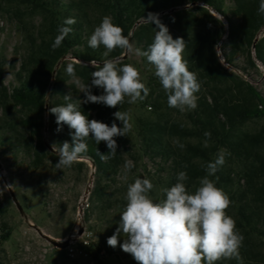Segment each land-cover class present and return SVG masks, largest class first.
I'll use <instances>...</instances> for the list:
<instances>
[{"label":"rangeland","instance_id":"rangeland-1","mask_svg":"<svg viewBox=\"0 0 264 264\" xmlns=\"http://www.w3.org/2000/svg\"><path fill=\"white\" fill-rule=\"evenodd\" d=\"M58 1L75 6L76 14L87 22L88 30L92 33L104 16L112 18L108 0ZM55 6L54 0H48L47 5L0 0V264H137L123 250L114 254L106 252L100 246L99 236L109 226H119L120 213L126 205L127 186L136 178H148L153 183L150 196L154 202L165 198L161 190L174 185L171 162L152 151L146 137L147 127L151 124L159 125L170 130L169 135L173 134V126L194 128L193 115L198 106L185 112L170 108L167 96L146 58L119 48L114 50L112 55L117 52H122V55L112 59H118L120 66H135L140 72L141 81L150 91L143 101L129 104L126 97L125 102L115 108L114 112L127 111L130 115L131 130L126 136L114 138L117 141V152L124 161L123 175L116 182L102 180L112 198V204L100 206L98 210L90 206L91 193L100 177L94 164L87 158H81L71 167L57 169L55 165L58 163V155L47 146L72 142V130L64 125L57 132L56 117L54 115L52 119L49 109L65 105L67 102L64 96L69 93L73 100H85V93L81 91L87 83H91V72L96 70L91 62H82L74 56V49L60 58L50 73L46 61H37L40 53L55 40L52 25L59 12ZM197 7H205L220 23L205 17V13L197 10ZM186 11L193 13L184 14L180 20L175 18L163 23L174 39L184 38L188 34L194 36L200 22H204L203 25L210 32L217 34L223 31L213 45L218 63L213 58L209 60V73L202 71L186 52L182 53L188 61L189 70L196 74L201 85L196 93L197 104L205 100L211 102L216 98L230 106L247 104L252 110L256 109L257 114L241 122L237 131L259 139L260 150L264 154V107L252 99L250 91L264 98V63L255 57V40L251 46L240 48L233 56L226 20L202 3L183 4L158 15L162 19L166 15ZM148 23L146 19L139 20L128 35L134 49L147 50L144 41L136 39L133 34L136 29L138 31ZM257 37L256 44L259 41L264 44V28L258 32ZM250 56L255 60L256 68L252 66ZM69 64L74 66V76L66 72ZM86 76L90 80L86 81ZM27 80L34 84H46V95L49 97H45L44 111L32 105L17 103L9 95ZM93 106V103H82L80 108L91 116L95 112L91 109ZM113 114L108 125L115 122L118 127H123ZM204 141L196 137H166V142L176 149L180 148L179 144L184 147L186 144L205 147ZM205 148L212 155L207 164L214 162L223 151L225 163L220 167L225 169L236 184L232 192L244 190L242 166L224 142L208 140V147ZM127 161L133 164L130 170L125 168ZM36 228L60 242L78 238L79 231L84 230L92 240L91 247L86 250L88 255H82L79 250L75 256H71L68 249L56 248L40 236ZM257 244L264 251V246L259 242ZM80 245L78 239L74 248Z\"/></svg>","mask_w":264,"mask_h":264},{"label":"clouds","instance_id":"clouds-1","mask_svg":"<svg viewBox=\"0 0 264 264\" xmlns=\"http://www.w3.org/2000/svg\"><path fill=\"white\" fill-rule=\"evenodd\" d=\"M258 14L264 15V0H260ZM145 19L155 24L158 30L154 29V39L147 50L143 51L133 48L129 36L123 34V29L114 24L110 16H104L94 28L88 46L92 49L103 46L105 51L102 53V66L95 60L91 61L96 69L91 72V85L103 89V94L93 95L90 86L86 85L81 91L85 93V100H73L69 93L64 96L67 102L65 105L49 109L56 117L57 132L64 125L72 130L71 144L64 141L62 145H52L53 151L58 155V163L55 165L57 169L71 167L81 159L88 151L86 141L89 138L97 145L101 142L106 144L109 150L107 154L96 150L101 161L114 158L117 154V141L114 138L126 136L131 130L129 112L119 110L113 114L123 127H118L115 122L109 126L96 119L89 120L80 110L82 103L116 108L125 102L126 97L127 103L135 104L146 99L149 94L150 90L141 81L140 72L135 66H120L118 59L108 58L117 48L146 58L167 96L170 108H176L180 112L197 108L196 93L201 85L196 74L189 70L188 61L183 58L184 39H174L158 14L148 13ZM75 23L74 17L64 19L63 24L66 26L59 27V34L51 45L53 50L61 46L73 31L70 26ZM66 72L69 76H74V66L69 64ZM204 135V146L208 147L211 133L205 132ZM178 146L184 147L183 144ZM224 163V153L221 151L214 162L206 165L207 175L199 180L194 193H190L186 187L187 173L180 171L176 177L177 182L161 190L165 198L159 202H154L150 196L153 183L148 178H136L127 186L126 205L120 213L119 226L107 239V244L112 248L117 247L118 237L123 233L125 239L119 246L137 264H216L218 261L231 259L243 264L240 248L244 236L236 228L235 220L226 213L231 201L216 186V181L210 179ZM132 167V162L127 161L125 168L130 170ZM183 167L186 168L187 165Z\"/></svg>","mask_w":264,"mask_h":264},{"label":"trees","instance_id":"trees-1","mask_svg":"<svg viewBox=\"0 0 264 264\" xmlns=\"http://www.w3.org/2000/svg\"><path fill=\"white\" fill-rule=\"evenodd\" d=\"M18 1L47 5L48 0L46 2L45 0ZM54 3L56 5L55 8L59 11L58 17L52 25L54 37L59 34V27L66 26L63 24L65 18L74 17L76 23L70 26L73 28V31L64 39L60 48L53 50L51 46L47 47L40 53L41 56H39L37 61H46V68L50 73L60 58L66 55L69 50L74 49L73 54L80 61L90 63L92 60H95L97 63H102L104 59L102 53L105 49L103 46L98 49H92L88 46V40L92 32L88 30L87 22L76 14L75 11L77 9L75 6L66 5L58 0H54ZM108 3L113 23L123 29L125 36H128L136 27L137 22L145 19L148 13L158 14L170 11L174 7L183 4L202 3L217 11L226 20L228 39L233 56L240 48L246 45L251 46L258 32L264 28V15L258 14L260 0H108ZM197 10L205 13V17L208 19L220 23L205 7H197ZM192 13L193 11L176 12L173 15H166L160 20L162 23L175 20V18L176 20H180L184 14ZM203 23H199V28L195 31L194 36H189L190 34H188V36L183 38L185 41L184 52L191 59L194 58L195 63L202 71L208 72L210 59L213 58V61L218 63L213 45L219 40L223 31L221 30V33L217 34L210 32ZM154 29H156V25L148 23L147 25H143L138 31L136 29L133 36L136 39L143 40L147 49L154 39ZM121 55L122 52H117L114 55L111 53L108 58L112 59ZM255 57L264 63V44L261 41L255 45ZM249 59L252 66L256 68V62L252 56ZM88 80L90 79L86 76V81ZM87 84L90 86L93 95L103 94L101 88L92 86L91 83ZM46 88L47 86L43 82L34 84L27 80L21 84L20 88H15L13 93L9 95L17 103L32 105L44 111L46 106ZM250 91L252 99L264 105V98L260 97L257 92ZM93 104L95 106L91 109L95 112L91 116L83 111V109L80 108V110L88 116L89 120L96 119L108 124L109 118L114 113L115 108H109L103 104ZM256 114L257 110H252L247 104L230 106L221 100L213 98L211 102L205 100L204 103L201 102L198 105L193 115L194 128L173 126V134L169 135L171 131L167 128L151 124L147 127L148 132L146 136L152 151L158 157L166 158L167 161L171 162V171L174 175L173 184L177 182L176 177L180 171L187 173L188 180L185 183L188 191L191 193H194L195 189L199 186V180L207 175L206 165L207 160L212 159L211 152L200 144H186L184 148L176 149L166 142L167 136H177L180 139L196 137L205 140L204 133L210 132L211 138L209 141L224 142L228 149L236 155L239 164L242 166V176L245 180L244 190L232 192L236 184L225 169L220 166L215 176L210 177V179L216 181V186L221 188L231 201L230 206L226 209V213L235 220L236 228L244 236L243 245L240 248L243 264H264V251L260 250L257 246L258 242L264 246V212H262L264 209V154L260 150L259 139L240 134L237 131L238 125L241 122L253 118ZM51 115L53 119L54 115ZM86 142L88 151L83 154L82 158L89 159L94 164L98 174H100L90 198V206L92 205V207H96L98 210L100 206L105 207L112 204V198L106 186L103 185L102 180L116 182L123 175L124 161L118 152L114 158L106 162L101 161L99 156L96 155V150L107 154L109 150L106 144L101 142L97 145L92 139ZM184 165H187V167H183ZM217 177L218 180L216 179ZM117 227L109 226L99 236L100 246L110 254L121 251L122 249L119 244H122L125 239L123 233H121L118 237L119 244L117 247L112 248L107 244V239L116 232ZM216 264H240V262L231 259L218 261Z\"/></svg>","mask_w":264,"mask_h":264},{"label":"built area","instance_id":"built-area-1","mask_svg":"<svg viewBox=\"0 0 264 264\" xmlns=\"http://www.w3.org/2000/svg\"><path fill=\"white\" fill-rule=\"evenodd\" d=\"M78 239L81 241V245L79 248H74V246L77 244ZM92 245V240L90 234L84 232L82 235H80L78 238H74L70 240V246L67 248L70 252L71 256H75L79 250H81L82 255H88L87 248H90Z\"/></svg>","mask_w":264,"mask_h":264},{"label":"water","instance_id":"water-1","mask_svg":"<svg viewBox=\"0 0 264 264\" xmlns=\"http://www.w3.org/2000/svg\"><path fill=\"white\" fill-rule=\"evenodd\" d=\"M257 41H258V37L255 39V44ZM255 44H254V47H255ZM47 146L51 151H53L52 147H50L49 145H47ZM14 200L16 201V204L18 205V207H20L17 200L16 199H14ZM36 230L40 236L45 238L47 241H49L56 248H59L61 250H65L70 246V239H66V240H63L62 242H60V241L55 240V239L51 238L50 236L44 234L39 228H36ZM83 233H84V230L79 231V235H82Z\"/></svg>","mask_w":264,"mask_h":264}]
</instances>
